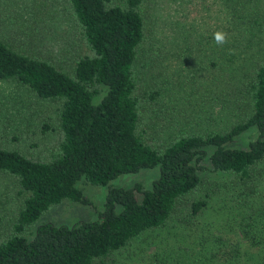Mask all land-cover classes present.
<instances>
[{"label": "trees", "instance_id": "1", "mask_svg": "<svg viewBox=\"0 0 264 264\" xmlns=\"http://www.w3.org/2000/svg\"><path fill=\"white\" fill-rule=\"evenodd\" d=\"M67 1L86 45L72 71L39 56L45 45L30 53L0 37V81H16L60 103L59 141L44 157L0 145V176L15 179L19 197L13 231L0 239V264H105L153 233H166L162 242L169 250L153 253L154 264H264V56L254 57L252 46L243 44L241 52H227L228 42L223 53L213 35L241 31L240 18L233 27L198 26L205 15L181 8L169 47L165 34L161 41L148 28L146 0ZM230 2L237 17V9L253 5ZM257 12L245 32L253 44L259 37L255 28L264 30ZM30 40L35 41L20 42ZM177 48L182 64L191 62L192 69L171 70L167 60ZM241 60L256 61L246 72L234 67ZM221 61L230 78L218 87L214 69ZM206 85L213 89L202 96L211 123L196 114L195 125L175 133L172 89L189 97L194 89L201 96ZM169 90L171 100L165 99ZM147 106L151 113L144 117ZM253 129L257 136L246 147L234 145ZM205 163L217 174L214 180L203 177ZM156 167L160 173L148 188L111 186L94 219L40 223L65 200L92 205L78 187L83 179L107 186L124 174ZM211 208L226 220L224 229L204 218ZM138 252L149 257L143 248Z\"/></svg>", "mask_w": 264, "mask_h": 264}, {"label": "rangeland", "instance_id": "2", "mask_svg": "<svg viewBox=\"0 0 264 264\" xmlns=\"http://www.w3.org/2000/svg\"><path fill=\"white\" fill-rule=\"evenodd\" d=\"M223 1L146 0L148 28L151 33L154 30V36L155 33H160L158 37L161 41H164L165 34L170 47V40L172 39L169 37L173 31L171 26L176 19L175 14L181 8H186L194 12V14L205 15L206 18L199 21L198 26H205L207 24L208 26H216L219 23H226V25L233 27L235 21L240 18V23L243 27L241 31H231L227 35L230 48H226L225 50L229 52L231 49L232 51L230 53L241 52L239 46L243 44L244 46H252L250 51L254 57L258 58L260 53L264 56V30L259 31V27L255 28L258 33L257 36L259 37L254 38V44L249 41L253 38L252 35L250 37L245 36L246 29L249 27L248 25L253 24L252 21L255 18L254 9L258 11L257 13H259L261 20H264V5H261L262 1L246 0L248 2L252 1L251 3L254 7L253 5H245V12L237 9L239 17L235 15V5L230 0L227 2L228 5H223ZM256 3L258 5H255ZM260 5L261 8H259ZM164 20L171 21V24L165 27ZM177 21H179V18H177ZM0 25H2L0 28V37L17 43L30 53H37L33 51L34 49L32 47L45 45L44 52L38 53L39 56H47L48 59H52L57 65L67 71H72L76 59L86 50V45L79 34L77 23L70 11V5L67 0H0ZM176 26L177 23L175 24V28ZM247 35H249L248 30ZM241 36L243 39H241ZM23 38H27L28 40L34 38L35 41L20 42ZM37 38L42 39L38 40ZM16 41H19V43ZM235 42L238 47L234 46ZM28 43L31 44V47L23 45ZM218 47H222L224 53L225 46L221 45ZM178 52L179 49H175L171 57L167 60L171 63V70L180 71L192 69L191 62L182 64V61L177 57ZM185 57L188 58L189 55L186 54ZM255 61L248 62L241 60L234 67L238 65L240 68L245 67L247 72L248 65L251 62L255 63ZM228 70V64L222 61L214 69L218 79V87L228 83L227 80L230 78V72ZM206 75L207 71H204L202 74L204 79ZM172 90L178 96L177 99V96L173 93L175 99H172L174 100V110L171 120L175 124V128L173 127L175 133H179L190 124L195 125L196 114L201 115L203 121L211 123V119L207 117L206 112L209 102L204 104L202 96H206L207 92L212 94V86L206 85V89L201 96L194 89H192L191 97L178 92L177 88ZM199 92H201V89H199ZM198 97L202 102L199 99L197 100ZM165 99L171 100L170 90ZM160 101L161 106L164 100ZM59 110L60 103L58 101L39 98L31 89L20 85L16 81H0V145L29 151V153L31 152L34 155L44 157L45 153L56 147L59 141ZM150 113L151 111L147 106V109L144 111V117H148ZM205 114L206 118H204ZM203 127H206L205 123ZM256 136L257 131L253 129L238 137L234 145L246 147ZM205 167L209 168L210 166L205 163ZM156 168L145 169L135 174H124L113 180L107 186L93 185L83 179L78 182V187L91 200L92 205H83L72 200H65L60 205L49 210L41 218L40 223L52 222L56 225H72L80 221L94 219L97 217L98 211L103 209L107 193L111 186L132 187L137 183H142L148 188L160 173L159 168ZM201 173H203V177L208 181L214 180L217 176L210 168L203 170ZM17 189L18 186L14 178L0 176V239L5 238L13 231L15 203L19 202ZM200 191L201 189L198 190V193ZM204 218L212 222L215 221V223H220L223 229L225 227L223 223L226 220L219 217V215L217 216V211L212 208L208 210ZM31 231H34V227ZM156 235L158 234L153 233L152 235L150 234V237L148 235L144 236L143 239H136V241L131 245L129 244L124 250L106 259L105 264H154L149 259L153 253L164 254L166 251H169L168 244L162 242L167 236L166 233ZM140 248H143L147 252L149 255L148 258H140L138 254Z\"/></svg>", "mask_w": 264, "mask_h": 264}, {"label": "clouds", "instance_id": "3", "mask_svg": "<svg viewBox=\"0 0 264 264\" xmlns=\"http://www.w3.org/2000/svg\"><path fill=\"white\" fill-rule=\"evenodd\" d=\"M213 35H214V40L218 45H224L228 42L227 41L228 34L224 31H216ZM229 51L231 52L232 50L230 49Z\"/></svg>", "mask_w": 264, "mask_h": 264}]
</instances>
